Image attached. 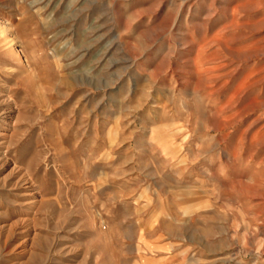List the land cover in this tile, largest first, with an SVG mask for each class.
I'll list each match as a JSON object with an SVG mask.
<instances>
[{
	"label": "rangeland",
	"instance_id": "1",
	"mask_svg": "<svg viewBox=\"0 0 264 264\" xmlns=\"http://www.w3.org/2000/svg\"><path fill=\"white\" fill-rule=\"evenodd\" d=\"M0 264H264V0H0Z\"/></svg>",
	"mask_w": 264,
	"mask_h": 264
},
{
	"label": "bare ground",
	"instance_id": "2",
	"mask_svg": "<svg viewBox=\"0 0 264 264\" xmlns=\"http://www.w3.org/2000/svg\"><path fill=\"white\" fill-rule=\"evenodd\" d=\"M6 102V101H5ZM11 104V103H10ZM4 111V114H6L5 115V118H4V123L7 125V124H10V117L12 116L11 114H12V109H11V107L9 106V104H7V106L5 107V109L3 110ZM31 188V187H30ZM33 189L31 188V191H32ZM32 193V192H31ZM29 227V226H28Z\"/></svg>",
	"mask_w": 264,
	"mask_h": 264
}]
</instances>
